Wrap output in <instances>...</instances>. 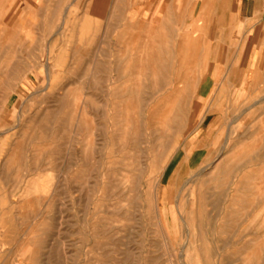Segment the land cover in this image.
Wrapping results in <instances>:
<instances>
[{
    "label": "rangeland",
    "instance_id": "1",
    "mask_svg": "<svg viewBox=\"0 0 264 264\" xmlns=\"http://www.w3.org/2000/svg\"><path fill=\"white\" fill-rule=\"evenodd\" d=\"M121 7L0 67V264H264V68L206 82L208 43Z\"/></svg>",
    "mask_w": 264,
    "mask_h": 264
},
{
    "label": "crops",
    "instance_id": "2",
    "mask_svg": "<svg viewBox=\"0 0 264 264\" xmlns=\"http://www.w3.org/2000/svg\"><path fill=\"white\" fill-rule=\"evenodd\" d=\"M66 1L76 8L72 18H79L84 28L90 18L104 27L106 18L120 16L124 3V17L131 25L143 19L170 20L162 23L174 27L177 34L203 39L209 45L206 82L239 88L256 82L264 68V0H0V67L8 66V51L25 44L27 35L34 36L33 50H40L42 37L49 49L56 40L58 12ZM34 77L29 79L41 81ZM166 226L170 229L173 223Z\"/></svg>",
    "mask_w": 264,
    "mask_h": 264
},
{
    "label": "bare ground",
    "instance_id": "3",
    "mask_svg": "<svg viewBox=\"0 0 264 264\" xmlns=\"http://www.w3.org/2000/svg\"><path fill=\"white\" fill-rule=\"evenodd\" d=\"M199 27H200V26H199ZM198 30H200V29H198ZM180 39H181V38H180ZM181 41H182V40H181ZM179 42H180V41H179ZM180 43H181V42H180ZM178 45H179V44H178ZM181 45H182V43H181ZM179 46H180V45H179ZM183 46H184V45H183ZM184 48H185V47H184ZM169 49H170V48H169ZM179 51H180V49H179ZM183 51H184V50H183ZM177 53H179V52H177ZM180 54H181V52H180ZM180 54H178V55L180 56ZM183 55H184V54H183ZM180 57H181V56H180ZM182 58H183V57H182ZM191 60H192V57H191ZM189 62H190V60H189ZM180 65H182V63H180ZM190 66H191V65H190ZM192 66H193V65H192ZM178 67H179V66H178ZM178 67H177V70L179 69ZM180 67H181V66H180ZM182 68H183V67H182ZM186 68H189V67H186ZM186 68H185V69H186ZM186 70H187V69H186ZM189 70H191V69L189 68ZM180 71H181V70H180ZM180 71H179V72H180ZM182 71H183V70H182ZM189 72H190V71H188V73H189ZM179 74H180V73H179ZM186 74H187V73H186ZM181 75L183 76V74H181ZM181 75H180V76H181ZM187 75H188V74H187ZM176 77H177V76H176ZM194 77H195V76H194ZM179 79H180V78H179ZM196 79H197V78H196ZM175 80H176V79H175ZM179 84H180V83H179ZM171 88H172V87H171ZM174 90H175V89H174ZM179 90H180V89H179ZM179 90H178V91H179ZM180 91H181V90H180ZM172 104H174V103H172ZM175 106H176V105H175ZM169 108H170V107H169ZM175 108H176V107H175ZM173 110H174V109H173ZM83 112H84V108H83ZM83 112H82V113H83ZM84 113H85V112H84ZM168 113H170V112H168ZM168 113H167V114H168ZM168 116H169V114H168ZM168 116H167V117H168ZM85 117H86V116H85ZM85 117H84V119H85ZM169 117H170V116H169ZM81 118H83V117L81 116ZM163 118H164V117H163ZM163 118H162V119H163ZM163 120H164V119H163ZM163 120H162V121H163ZM167 121H168V119H167ZM262 121H263V119H262ZM165 122H166V121H165ZM166 123H167V122H166ZM263 124H264V123H263ZM165 125H166V124H165ZM165 125H164V126H165ZM258 159H259V158H258ZM249 160H250V159H249ZM226 162H227V161H226ZM257 165H258V164H257ZM255 166H256V165H255ZM242 167H243V166H242ZM256 168H258V166H257ZM237 169H238V168H237ZM260 169H261V168H260ZM243 170H244V169H243ZM243 170H242V171H243ZM212 173H213V172H212ZM261 175H262V174H261ZM243 177H244V176H243ZM261 177H262V176H261ZM254 178H256V177H254ZM149 182H150V181H149ZM151 182H153V181H151ZM160 182H161V181H159V183H160ZM154 184H155V183H154ZM262 184H263V183H262ZM248 185H249V184H248ZM151 186H152V185L150 184V188H151ZM262 186H263V185H262ZM257 187H258V186H257ZM155 188H156V187H155ZM255 188H256V187H255ZM155 190H156V189H155ZM253 190H254V189H253ZM151 191H152V190H151ZM261 191H262V190H261ZM261 191H260V192H261ZM251 192H252V191H251ZM155 194H156V193H155ZM261 194H262V193H261ZM151 195H153V194H151ZM151 195H150V196H151ZM154 197H156V195H155ZM112 223H113V222H112ZM174 223H175V222H174ZM173 230H175V228H174Z\"/></svg>",
    "mask_w": 264,
    "mask_h": 264
}]
</instances>
